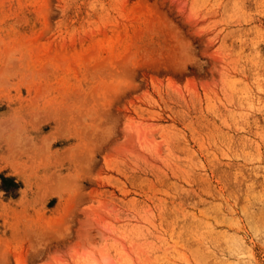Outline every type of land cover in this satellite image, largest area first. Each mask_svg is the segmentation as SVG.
Returning a JSON list of instances; mask_svg holds the SVG:
<instances>
[{
  "label": "rangeland",
  "instance_id": "rangeland-1",
  "mask_svg": "<svg viewBox=\"0 0 264 264\" xmlns=\"http://www.w3.org/2000/svg\"><path fill=\"white\" fill-rule=\"evenodd\" d=\"M0 264H264V0H0Z\"/></svg>",
  "mask_w": 264,
  "mask_h": 264
}]
</instances>
